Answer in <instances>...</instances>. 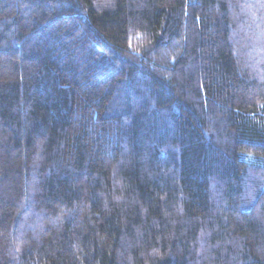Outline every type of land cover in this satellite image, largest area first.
Instances as JSON below:
<instances>
[{"label": "trees", "instance_id": "obj_1", "mask_svg": "<svg viewBox=\"0 0 264 264\" xmlns=\"http://www.w3.org/2000/svg\"><path fill=\"white\" fill-rule=\"evenodd\" d=\"M0 264H264V0H0Z\"/></svg>", "mask_w": 264, "mask_h": 264}]
</instances>
